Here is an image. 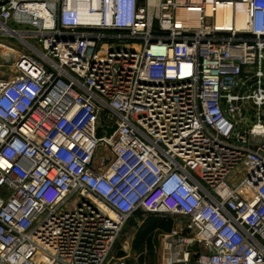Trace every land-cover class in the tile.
<instances>
[{
  "label": "built area",
  "instance_id": "1",
  "mask_svg": "<svg viewBox=\"0 0 264 264\" xmlns=\"http://www.w3.org/2000/svg\"><path fill=\"white\" fill-rule=\"evenodd\" d=\"M1 66L0 264H109L139 210L160 264H264V0H0Z\"/></svg>",
  "mask_w": 264,
  "mask_h": 264
},
{
  "label": "rangeland",
  "instance_id": "2",
  "mask_svg": "<svg viewBox=\"0 0 264 264\" xmlns=\"http://www.w3.org/2000/svg\"><path fill=\"white\" fill-rule=\"evenodd\" d=\"M9 40L12 41L15 46L20 48L19 41L17 39L12 38ZM2 43L5 44L6 42L2 40ZM4 67H0V75H4L7 71ZM150 216L151 214L143 210H139L124 223L123 228L116 239L109 264L114 262H121L122 264H160L159 246L161 235L167 231L160 228L156 229L152 234L150 243L144 245L142 253L134 251L132 248V242L136 232L141 229V227L145 224V221ZM170 218L172 219L171 228L174 224L184 221V218L181 216ZM120 250L124 252L123 256H118V252Z\"/></svg>",
  "mask_w": 264,
  "mask_h": 264
},
{
  "label": "trees",
  "instance_id": "3",
  "mask_svg": "<svg viewBox=\"0 0 264 264\" xmlns=\"http://www.w3.org/2000/svg\"><path fill=\"white\" fill-rule=\"evenodd\" d=\"M156 215V216H152ZM172 219L170 216L151 214V216L145 221V224L138 230L134 236L132 242V248L134 251L142 253L144 245L150 243L153 232L156 229H163L169 231L171 229ZM124 252L119 251L118 256H123Z\"/></svg>",
  "mask_w": 264,
  "mask_h": 264
},
{
  "label": "bare ground",
  "instance_id": "4",
  "mask_svg": "<svg viewBox=\"0 0 264 264\" xmlns=\"http://www.w3.org/2000/svg\"><path fill=\"white\" fill-rule=\"evenodd\" d=\"M208 12H209V8H208ZM231 12H232V8L229 6L220 7L218 10V23L221 25H224V26H228L230 24V21H231L230 20ZM179 13H181V12H179ZM185 16H188V15H185ZM185 16H183V17H185ZM188 23H190L192 25H196L198 22H197V20L194 19V20L189 21ZM244 25H245V22L243 20V17L238 13L237 20H236V26L238 28H240Z\"/></svg>",
  "mask_w": 264,
  "mask_h": 264
},
{
  "label": "water",
  "instance_id": "5",
  "mask_svg": "<svg viewBox=\"0 0 264 264\" xmlns=\"http://www.w3.org/2000/svg\"><path fill=\"white\" fill-rule=\"evenodd\" d=\"M101 123L103 124V119H102V117H101ZM115 125L113 126V127H111V128H107V135H110L113 131H114V129H115ZM96 135L97 136H100L101 135V127H98L97 128V130H96ZM197 249V245L196 244H194V245H192L191 246V250H196Z\"/></svg>",
  "mask_w": 264,
  "mask_h": 264
}]
</instances>
